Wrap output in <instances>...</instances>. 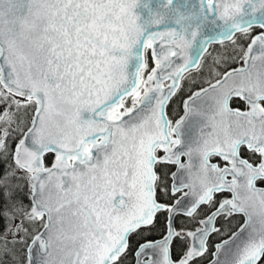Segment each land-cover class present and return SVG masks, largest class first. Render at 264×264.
<instances>
[{"label": "snow or ice", "instance_id": "1", "mask_svg": "<svg viewBox=\"0 0 264 264\" xmlns=\"http://www.w3.org/2000/svg\"><path fill=\"white\" fill-rule=\"evenodd\" d=\"M0 264H264V0H0Z\"/></svg>", "mask_w": 264, "mask_h": 264}, {"label": "trees", "instance_id": "2", "mask_svg": "<svg viewBox=\"0 0 264 264\" xmlns=\"http://www.w3.org/2000/svg\"><path fill=\"white\" fill-rule=\"evenodd\" d=\"M235 222H242V217L237 216V217L235 218V220H234V223H235ZM216 239H217V238H216L215 236L212 237V241H213V242H214Z\"/></svg>", "mask_w": 264, "mask_h": 264}]
</instances>
